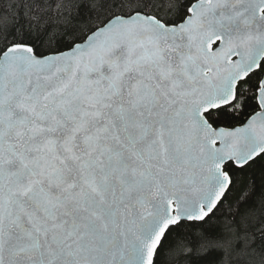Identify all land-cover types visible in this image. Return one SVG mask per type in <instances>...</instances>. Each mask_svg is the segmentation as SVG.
Here are the masks:
<instances>
[{
  "label": "snow or ice",
  "instance_id": "obj_1",
  "mask_svg": "<svg viewBox=\"0 0 264 264\" xmlns=\"http://www.w3.org/2000/svg\"><path fill=\"white\" fill-rule=\"evenodd\" d=\"M0 264H264V0H0Z\"/></svg>",
  "mask_w": 264,
  "mask_h": 264
},
{
  "label": "trees",
  "instance_id": "obj_2",
  "mask_svg": "<svg viewBox=\"0 0 264 264\" xmlns=\"http://www.w3.org/2000/svg\"><path fill=\"white\" fill-rule=\"evenodd\" d=\"M220 115L225 124L231 125V124H237L243 121L247 115V111L244 114H242L238 119L234 117L233 115H229L227 113L226 108L220 113Z\"/></svg>",
  "mask_w": 264,
  "mask_h": 264
}]
</instances>
